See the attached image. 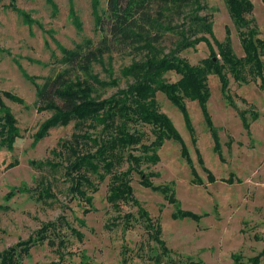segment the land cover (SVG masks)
<instances>
[{
	"label": "rangeland",
	"instance_id": "rangeland-1",
	"mask_svg": "<svg viewBox=\"0 0 264 264\" xmlns=\"http://www.w3.org/2000/svg\"><path fill=\"white\" fill-rule=\"evenodd\" d=\"M250 1L253 11L247 17L254 20L264 39V3ZM202 3L205 6L200 13L210 15L214 37L222 41L225 27H229L233 50L242 56L225 0ZM105 6L106 0H0V97L14 113L21 134L11 150L0 146V252L34 237L43 226L46 229V237L30 248L22 264H122V256L127 257L126 264H148L147 256L159 252L142 220L131 219L129 228L123 227V215L137 217V206L124 203L116 210L107 202L108 176L103 181L95 179L93 208L84 212L88 205L70 190L66 155L61 150V143L75 131L74 122L54 127L47 136L33 141L34 132L51 115V111L37 110L36 85L65 66V51L75 49L87 38L94 42L99 39L96 16ZM213 40L208 36L217 51ZM209 53L201 41L181 51L180 56L196 64ZM111 57V76L100 64L93 66L100 78L118 79L117 85L98 90L102 98L127 84L119 70L132 55L114 51ZM107 62L105 57V68ZM227 75V96L219 76H208L206 108L216 128L219 152L196 100H185L190 130L182 111L162 92L156 93L160 111L171 118L202 183L192 182V168L182 157L180 144L172 140L159 148L156 164L142 167L155 173L153 184L173 185L182 209L204 213L198 221L174 218L175 205L161 192L142 186L140 176L133 174L134 196L152 219H158L161 238L169 249L161 264H170V260L183 264H251V258L259 254V264H264V88L259 87L258 78L239 85ZM165 77L174 81L179 75L167 72ZM6 91L21 102L5 97ZM228 96L234 107L228 103ZM238 111H245L248 120L257 114L248 129ZM138 128L146 133L145 142L153 138L149 125ZM88 129L94 135L99 128ZM203 167L214 180H208Z\"/></svg>",
	"mask_w": 264,
	"mask_h": 264
},
{
	"label": "trees",
	"instance_id": "trees-1",
	"mask_svg": "<svg viewBox=\"0 0 264 264\" xmlns=\"http://www.w3.org/2000/svg\"><path fill=\"white\" fill-rule=\"evenodd\" d=\"M225 4L238 34L242 56H237L233 50L229 27H225L226 35L222 41L214 37L210 15L200 13L205 6L202 0H106L105 8L96 16L97 30L101 33L99 39L94 42L87 38L75 49L65 51V66L36 85V108L51 111V115L34 132L33 141L44 138L54 127L74 122L75 131L70 139L61 143L67 161L65 174L71 179L70 190L85 201L88 207L84 212L88 213L93 208L91 194L97 191L95 179L103 181L108 176L107 202L116 210L124 203L137 206V217L132 213L123 215V227L129 228L131 219L142 220L148 237L158 246L159 252L147 256L148 264H161L169 249L161 238L158 219H152L134 196L131 183L134 173L140 176L142 186L161 192L168 203L175 205L174 218L198 221L204 215L182 209L173 185L153 184L151 178L156 176L155 173L145 172L142 167V164H156L159 148L164 141L172 140L180 144L181 155L192 168V182L202 183L171 118L160 111L156 93L162 92L182 111L190 130L185 100H196L219 152L216 128L206 108L210 96L208 76L217 74L224 92L228 86L227 74L239 85L258 78L259 87L264 88V39L259 36L254 20L247 17L253 11V4L250 0H225ZM208 36L214 38L217 51L209 43ZM201 41L209 48L207 57L192 64L180 56L181 51L194 48ZM114 51L132 55L131 61L119 70L127 84L102 98L98 90L117 85L118 79L100 78L93 66L100 64L111 76V53ZM105 57L108 58L106 68ZM167 72H174L179 77L170 81L165 77ZM3 95L21 102L7 91ZM227 100L234 107L230 96ZM238 115L247 129L250 120L257 118L253 113L248 120L245 111H238ZM140 124L150 126L153 138L149 142L144 141L146 133L138 128ZM88 128L99 129L93 135ZM19 137L17 119L0 97V146L11 150ZM199 161L202 163L200 157ZM124 164L126 167L121 169ZM203 169L208 180H214L211 172ZM45 230L43 226L34 237L0 252V264H22L23 258L29 256L30 248L46 237ZM75 233L82 236L79 231L75 230ZM122 257V264H126L127 257ZM259 257L260 254L251 258V264H259ZM168 263L183 264L171 260Z\"/></svg>",
	"mask_w": 264,
	"mask_h": 264
}]
</instances>
